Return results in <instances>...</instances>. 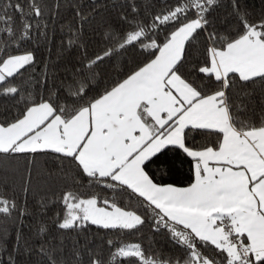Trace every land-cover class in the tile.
I'll return each mask as SVG.
<instances>
[{
	"label": "snow or ice",
	"instance_id": "6c2138e0",
	"mask_svg": "<svg viewBox=\"0 0 264 264\" xmlns=\"http://www.w3.org/2000/svg\"><path fill=\"white\" fill-rule=\"evenodd\" d=\"M260 5L254 18L248 0H227L221 18V0L143 11L125 0L90 54L84 28L101 5L68 0L57 65L48 62V6L0 0V101L13 110L0 122V156L52 155L74 174L41 203L55 209L51 227L36 230L41 239L17 229L9 251L0 236V264H69L66 250L72 264H264V95L253 87L264 91ZM60 8L57 0L53 23ZM41 40L49 57L37 76ZM27 43L35 50H22ZM177 163L189 165L190 183L157 182L152 166L163 176ZM27 215L0 191V219ZM146 224L180 254L119 238Z\"/></svg>",
	"mask_w": 264,
	"mask_h": 264
},
{
	"label": "trees",
	"instance_id": "16d2710c",
	"mask_svg": "<svg viewBox=\"0 0 264 264\" xmlns=\"http://www.w3.org/2000/svg\"><path fill=\"white\" fill-rule=\"evenodd\" d=\"M57 0H42L43 4L48 7L45 11V17L43 23L49 24V35L53 39V43L48 45L52 48L51 59L48 60L49 53L47 48L44 47L45 41L39 42V50L36 51L37 65L35 75H42L41 69L46 60L50 64L62 65L63 60L59 59L60 51V39L63 33L60 32V26L66 21H71L73 18V10L67 6L68 0H61V8L58 10L56 22L51 20V10ZM87 2V0H86ZM101 5L98 11L101 13L97 15L90 25H85L84 36L82 37L85 43L89 44V53H94L99 50L98 46L91 41L99 39L98 33L102 32L104 27L108 24H115L119 21L118 13L125 10L120 5L125 4V0H97ZM143 11L144 5L147 3H153L158 10L164 6V0H137ZM250 7L254 10L255 15H258L260 10V0H248ZM227 0H221L220 16L221 18L226 15ZM29 48L35 50V46L31 43H27L22 46L23 48ZM67 56V52L64 53ZM32 74V73H29ZM49 75H53V72L49 70ZM51 83V81H50ZM256 89L257 96L264 95V91L261 89L260 84L253 85ZM13 114L12 107L9 103L0 101V122H3L6 118L10 119ZM200 137H196L198 142ZM192 143V141H189ZM29 161H32L29 163ZM67 165L62 169L59 162L54 159L52 155L37 154L34 157L29 155H14V156H0V191L4 192L7 196H15L18 200V206H27L28 215L26 217L13 216L11 219H0V236L6 238L9 241V251H11V242L14 241L16 230L20 231L26 236L31 237L34 240H39L41 237L35 235L36 230L42 224H46L51 227V217L55 214V209L50 203L47 208H41L42 202L51 201L54 199L53 194H59L65 190L66 185L70 186L74 178V174L67 171ZM152 171L155 174L157 182L164 183H176L180 186H184L190 183V171L189 165L176 164V170L168 175L161 176V173L156 170L155 166H152ZM25 181H27L28 192H24ZM126 203V202H125ZM97 230L93 229V235L90 239L99 240L98 236H95ZM113 239L117 237L113 236ZM120 239L126 241H141L147 247L149 244L153 248H161L164 250V255H179V251L176 250L173 245L166 241L163 235L153 234L149 225H145L139 234H125ZM83 242V237H80ZM71 247L70 239L68 248ZM65 257L69 260V264H72L71 254L67 250L65 251ZM6 258V256H5ZM37 257H33L29 262L26 257L21 258V264H35Z\"/></svg>",
	"mask_w": 264,
	"mask_h": 264
}]
</instances>
